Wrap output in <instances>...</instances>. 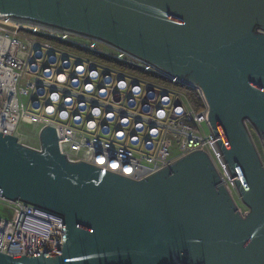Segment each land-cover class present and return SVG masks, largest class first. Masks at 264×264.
<instances>
[{"label":"water","instance_id":"water-1","mask_svg":"<svg viewBox=\"0 0 264 264\" xmlns=\"http://www.w3.org/2000/svg\"><path fill=\"white\" fill-rule=\"evenodd\" d=\"M0 18L104 41L195 90L239 209L194 151L140 181L0 133V197L57 213L62 248L0 264H264V0H0Z\"/></svg>","mask_w":264,"mask_h":264},{"label":"built area","instance_id":"built-area-1","mask_svg":"<svg viewBox=\"0 0 264 264\" xmlns=\"http://www.w3.org/2000/svg\"><path fill=\"white\" fill-rule=\"evenodd\" d=\"M166 83L186 91L152 65L99 39L31 21L0 20V133L33 148L25 143L24 127L38 142L41 130L51 127L68 162L134 181L202 151L244 213L206 107L193 106L186 93ZM244 124L254 139L251 125ZM62 244L61 215L0 197V253L51 254Z\"/></svg>","mask_w":264,"mask_h":264},{"label":"rangeland","instance_id":"rangeland-1","mask_svg":"<svg viewBox=\"0 0 264 264\" xmlns=\"http://www.w3.org/2000/svg\"><path fill=\"white\" fill-rule=\"evenodd\" d=\"M25 34H28V33H25ZM28 35H31V34H28ZM154 81V80H152ZM157 82V81H156ZM166 85L169 89H174V88H177V89H180L182 90L184 93L187 94V92L182 89V88H179V87H175V86H172L171 84H164ZM188 95V94H187ZM189 100L190 102L193 104V106L197 107L196 106V103H197V99H195V97L193 95H190L189 96ZM200 107V106H199ZM23 134L26 135V140L25 143L33 148H36L38 149L39 148V142H38V139H37V136L36 134L31 130L30 127L28 126H25L24 127V130H23ZM254 141H255V144H256V147H257V150H258V153L261 157L262 160H264V152H263V149L258 141V138L254 135ZM242 210L243 211H246V208L242 206ZM4 217H9V213H7L6 211L4 212Z\"/></svg>","mask_w":264,"mask_h":264},{"label":"trees","instance_id":"trees-1","mask_svg":"<svg viewBox=\"0 0 264 264\" xmlns=\"http://www.w3.org/2000/svg\"><path fill=\"white\" fill-rule=\"evenodd\" d=\"M185 89H186V92H187L188 96L193 95L195 97V99H197L196 106L197 107L202 106L203 103H202V100L199 97L198 93L195 90H192V89H189V88H185Z\"/></svg>","mask_w":264,"mask_h":264},{"label":"bare ground","instance_id":"bare-ground-1","mask_svg":"<svg viewBox=\"0 0 264 264\" xmlns=\"http://www.w3.org/2000/svg\"><path fill=\"white\" fill-rule=\"evenodd\" d=\"M0 20H3V18H0Z\"/></svg>","mask_w":264,"mask_h":264},{"label":"snow or ice","instance_id":"snow-or-ice-1","mask_svg":"<svg viewBox=\"0 0 264 264\" xmlns=\"http://www.w3.org/2000/svg\"><path fill=\"white\" fill-rule=\"evenodd\" d=\"M102 162V161H101ZM113 167H116L115 165H113Z\"/></svg>","mask_w":264,"mask_h":264}]
</instances>
